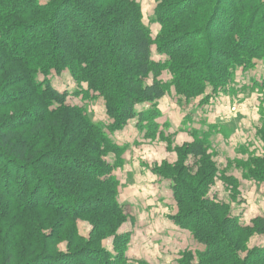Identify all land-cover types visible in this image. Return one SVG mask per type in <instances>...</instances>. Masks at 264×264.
<instances>
[{
  "label": "trees",
  "instance_id": "trees-1",
  "mask_svg": "<svg viewBox=\"0 0 264 264\" xmlns=\"http://www.w3.org/2000/svg\"><path fill=\"white\" fill-rule=\"evenodd\" d=\"M195 3L199 8L191 13ZM155 15L157 45L167 54L162 62L151 59L136 0H0L2 61L13 64L12 81L34 96L29 108L39 112L13 127L15 117L0 110V264H128V236L116 235L126 216L112 174L123 148L110 135L133 120L146 137L161 136L156 105L169 89L188 104L232 82L236 69L264 61L263 0H182L175 8L173 0H160ZM180 33L187 40H174ZM256 37L262 43H252ZM181 40L190 43L184 50ZM208 58L218 62L204 69ZM52 71H66L77 96L101 99L111 122H94L83 106L68 104V93L46 76ZM164 72L171 75L169 87L159 80ZM139 104L148 108L136 109ZM192 137L177 151L182 162L176 169L163 170L181 190L174 193L178 227L202 246L195 264H264V246L246 248L252 235H264V217L245 226L211 195L216 178L233 189L237 181L220 174L209 136ZM109 155L115 164L106 161ZM241 164L248 177L264 179V158ZM10 167L23 172L15 195L12 176L6 178ZM41 193L42 201H33ZM81 218L91 225L86 236L78 230ZM105 237L113 239L111 251L100 246ZM185 256L191 262L192 255Z\"/></svg>",
  "mask_w": 264,
  "mask_h": 264
},
{
  "label": "rangeland",
  "instance_id": "rangeland-1",
  "mask_svg": "<svg viewBox=\"0 0 264 264\" xmlns=\"http://www.w3.org/2000/svg\"><path fill=\"white\" fill-rule=\"evenodd\" d=\"M180 1L182 0H173L174 8ZM215 1L213 0L214 3ZM39 2L44 3L46 0ZM136 2L140 6L142 23L151 38L152 61L167 60V54H161L157 45L160 26L155 13L159 8L160 0H136ZM196 4L191 8V13L199 8ZM228 9L229 6L226 4L224 10ZM71 17L75 18V16ZM76 21H81V18ZM206 33L210 34L208 31ZM186 35L188 34L180 33L174 40L186 39ZM193 36L196 41L198 35L193 34ZM98 39L101 41V38ZM203 39L204 33L197 38L198 42ZM181 43V47L179 46L181 50L190 45L189 41L185 40H181ZM252 43L260 44L262 41L259 42V38L256 37L253 38ZM209 61L210 58L202 63L204 69L218 62ZM13 68V64L2 61L0 54V102L5 100L4 104H0V110H3V115L15 117L9 122L15 127L14 124L18 125L22 119L27 121L39 117V112H32L29 108L34 96L24 87L25 90L18 86L16 81H12ZM233 73L232 82L229 81L215 93L208 88L205 94L188 101V104L178 99L175 89H169L166 94L168 103L156 105L158 113L156 122L159 131L162 132L161 136L146 137L144 132L136 128L133 120L110 135L112 141L123 148L120 164L114 168L112 174L118 181V203L126 216L125 222L116 230V235L128 236L129 244L125 248L128 264H185L183 261L195 264L197 261L195 252L201 251L202 246L193 240L188 231L178 227L174 218L178 212L174 193L176 191L181 196V190L175 188L174 174L172 175L169 170L168 172L163 170L166 165L176 169V166L182 162L177 151L188 143H183L184 141L193 138L192 134L197 133L198 137L202 138L205 134L209 136L213 161L220 174L224 176L226 174L237 181V186L233 189L220 178H216L210 190L211 195L217 201L228 205L230 215L245 226H251L254 218L264 217V179L248 177L249 168L245 169L241 164L264 158V141L261 138L264 136V61H255L252 66L246 69L238 68ZM46 76L57 91L68 93V104L83 106L94 122L106 125L111 122L106 117L104 102L101 99L90 100L76 95L77 87L66 71L59 74L52 71ZM42 78L43 75L40 74L39 79ZM170 79L171 75L168 72H164L159 78L167 87ZM147 108L146 105L141 104L136 106V109ZM26 114L28 116L23 117ZM181 120V128H178V131L187 134L186 138L179 142L181 144H176L174 127ZM146 142L151 148L143 146ZM114 157L109 155L106 161L115 164ZM191 164L190 162L185 165ZM2 171L0 167V173ZM22 174L23 172L16 168H8L6 178L11 175V179L13 178L15 182L9 186L13 195L17 194L21 187V181L20 184L17 181ZM184 185L185 183L182 182L180 187H185ZM29 191L25 194L29 195ZM42 193L35 196L33 201H42ZM198 219L205 220L202 217ZM77 226L82 236H86L91 229V225L84 221V218L77 221ZM112 241L111 237H105L100 242V246L111 251ZM64 245L65 243L60 245V251L65 250ZM262 246H264V235H252L246 243L247 250ZM187 253L192 255L191 262L188 260L189 257L185 256Z\"/></svg>",
  "mask_w": 264,
  "mask_h": 264
},
{
  "label": "crops",
  "instance_id": "crops-1",
  "mask_svg": "<svg viewBox=\"0 0 264 264\" xmlns=\"http://www.w3.org/2000/svg\"><path fill=\"white\" fill-rule=\"evenodd\" d=\"M165 103H168V100L166 99V96H164L162 99H160L159 101H158V104L160 105V104H165ZM167 105V104H166ZM133 123V122H132ZM181 123H182V120L177 124V125H175V127H174V132H175V135H174V143H176V144H181V143H179L180 141H183L184 140V138H186V134L185 133H183L182 131H178V128H181ZM191 140L192 139H190V140H187V141H184L183 143H185V142H191ZM148 142H146L143 146H145V147H147V148H151V147H148Z\"/></svg>",
  "mask_w": 264,
  "mask_h": 264
}]
</instances>
